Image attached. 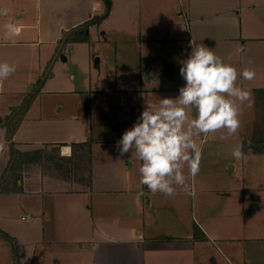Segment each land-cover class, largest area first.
<instances>
[{
	"label": "crops",
	"instance_id": "crops-1",
	"mask_svg": "<svg viewBox=\"0 0 264 264\" xmlns=\"http://www.w3.org/2000/svg\"><path fill=\"white\" fill-rule=\"evenodd\" d=\"M100 1L37 0V6L40 4L37 13L41 16L31 25L9 21L11 16L19 19L26 12L24 0H0V10L7 9V15H0V62L11 59V53L20 47L36 46L40 40L57 44L62 36L69 38L83 23L105 12L103 0V13H93ZM166 1L111 0L107 17L119 5L123 15L136 18L142 3L154 14ZM178 3L183 22L178 23L174 33L179 46L189 53L192 44L209 47L238 72L245 68L254 71L251 80L239 77L238 86L251 93L264 90V0H178ZM43 9L51 14L49 24L43 20ZM8 24L13 26L11 34L5 27ZM25 28L36 29V40L22 36ZM170 35L171 31L167 38ZM30 51L27 55L41 56ZM2 88L0 81V94ZM24 99L15 106H7L4 120H0L4 129V155H0V230L14 241L13 245L0 237V256L8 258L3 248L6 243L12 254L16 252L14 264H50L51 256L53 264H264V152H255L251 144L244 148L250 138L236 139L233 134L230 140H214L243 145L242 160L251 157L259 172L254 169L251 172L249 163L242 161L239 179L209 173L214 170L200 177L189 176L187 187H177L169 203L153 204L150 198L148 211L138 203L144 202L141 195L139 201L126 197L140 191L135 182L133 186L124 183L128 189L103 187L102 182L97 188L93 164L91 180L76 188L65 180L55 181L52 173H44L39 167L29 168L28 163L16 165L9 171L10 176L1 181L11 159V144L23 153H30L54 147V143H66L61 154L71 156L72 142H89L92 151L94 142L85 138L78 141L73 136L75 128L87 132L84 118L62 116L47 107L39 113L34 105L35 96L27 109L19 111ZM8 129L13 135L7 140ZM226 161L231 162V157ZM236 168L234 164L232 170ZM158 205L162 211L166 206L170 210L167 214L159 213ZM22 211L27 218L20 216ZM184 225L185 230L181 229ZM25 256L27 262L23 260ZM61 258L63 262L59 261Z\"/></svg>",
	"mask_w": 264,
	"mask_h": 264
},
{
	"label": "rangeland",
	"instance_id": "rangeland-1",
	"mask_svg": "<svg viewBox=\"0 0 264 264\" xmlns=\"http://www.w3.org/2000/svg\"><path fill=\"white\" fill-rule=\"evenodd\" d=\"M24 1L26 12L19 19L11 16L9 21L18 20L17 22L33 25L41 16L37 13L40 4L37 6V0ZM103 5L101 0L93 13L101 15L104 11ZM144 5L142 3L139 7L141 13L139 12L136 18L123 15L124 10L117 5L110 17L91 23L88 29L78 30L69 35V38L62 36L57 44L40 40L41 44L23 46L19 51L11 53V59L6 62L14 65L16 71L8 80H0L3 84L0 94V120H4L3 112L7 106H15L29 95L32 98L36 97L34 105L39 113L41 108L47 107L53 108V113L62 116L84 118L87 132L84 134L75 128L73 136L78 141L85 138L94 142L91 166L94 165L96 187L98 188V185H101L99 182H102L103 187L111 186L119 190L127 188L124 183H132L133 186L135 182L140 191L137 195L129 193L126 197H133L139 201L141 195L144 202L138 203L140 207L148 210L147 201L150 198L153 204L159 202L166 204L175 195L152 193L146 186H141L139 162L129 164L127 156L120 157L116 142L123 132L135 123L146 101L154 103L159 98H175L179 95V88L185 83L179 69L182 61L188 58L189 52L182 49L175 39L174 30L179 22H183L179 16L178 0H167L160 11L157 10L154 14L147 11ZM43 13L44 22L49 24L51 14L45 9ZM169 31L171 35L167 38ZM22 36L36 40V29L25 28ZM29 48L41 56L27 55L31 52ZM4 90L6 92H3ZM189 112L190 117L195 118V109ZM263 112L264 93H251L250 99L240 105V127L235 133V138L259 139L260 128L264 126ZM1 127L0 125V145H4L2 143L4 129ZM232 136L227 134L226 129H221L207 136L194 137L202 148V160L197 177L214 170L209 173L239 179L242 161L249 163L251 172L252 169L259 172L255 161L251 162V157L249 160H246L248 158L242 160L232 156L229 149H233L236 144L229 143L232 145L230 146L228 142L218 143L214 140H230L229 137ZM57 148L62 155V147ZM57 148L53 147L52 157H48L49 159L41 158L27 162L30 164L28 167H39L44 173H52L55 181L65 180L69 185L74 184L75 188L79 187L77 185L87 184L88 165L76 157L74 169L69 168L71 165H66V161L55 158ZM41 150L43 148L30 153L36 155L35 153ZM2 154L4 155L3 148L0 149V155ZM37 157L39 156L33 158ZM227 157H231L232 161H226ZM234 164H237L236 171L232 170ZM160 208L162 207L159 206V213L162 214H167L166 211L170 210L167 206L165 211ZM21 215L27 218L25 211H22ZM185 228V225L181 226V229ZM5 244L3 248L8 258L0 256V264H14V260L17 261L16 257L14 259L16 252L12 254L9 246ZM50 258L49 263L53 264V257ZM23 260L27 262V256Z\"/></svg>",
	"mask_w": 264,
	"mask_h": 264
},
{
	"label": "clouds",
	"instance_id": "clouds-1",
	"mask_svg": "<svg viewBox=\"0 0 264 264\" xmlns=\"http://www.w3.org/2000/svg\"><path fill=\"white\" fill-rule=\"evenodd\" d=\"M0 15H7V9L0 10ZM5 27L9 34L13 32L11 24ZM15 71L14 65L0 63V80ZM179 72L185 81L179 95L146 101L135 123L116 142L120 157L127 156L129 164L139 162L140 185L165 196L175 195L177 187L186 188L188 177L200 171L202 148L194 137L221 129L228 135L237 132L240 105L251 97V91L238 86L237 80H251L255 75L248 68L238 72L209 47L193 44ZM191 109H195V118L190 117ZM231 154L242 158L243 145L235 146Z\"/></svg>",
	"mask_w": 264,
	"mask_h": 264
},
{
	"label": "trees",
	"instance_id": "trees-1",
	"mask_svg": "<svg viewBox=\"0 0 264 264\" xmlns=\"http://www.w3.org/2000/svg\"><path fill=\"white\" fill-rule=\"evenodd\" d=\"M105 5H106L105 12L101 16L93 17L92 19L83 23V25L79 26L80 30L84 31L85 29L88 28V26L91 23H94L99 19L107 17L110 13V10H111V5H112L111 0H105ZM74 39L78 40V38H74ZM260 93H264V90H262ZM33 99H34V97L32 98L30 95L28 97L26 96L24 101L22 102V104L20 106L21 108L19 109V111L21 109H23V110L27 109L31 105ZM263 114H264V112H263ZM262 119H264V115H263ZM262 124H264V121ZM6 135H7L6 136L7 140L11 139L12 135H13V131L8 129ZM65 144L66 143H54V145H55L54 147H55V149L57 147L60 148ZM248 144H251L250 146L253 147L255 152H264V126H262L260 128L259 139L255 138V139H250L248 142L246 141L244 148ZM71 147L73 150V153L71 156L60 155V153L58 152V148H57V156H55V158H57L58 160L66 161V165H68V166L71 165L69 168H71V167L73 168V166L75 165V162H76V157H78L82 161V163L85 162L88 165V177H89V180H91V163H92V160H91L92 157H91V151H90L91 144L89 142H77V143L72 142ZM45 148L46 149H43L41 151H37L35 153L36 155H33L32 153H23V152L19 151L18 149H16L14 147L13 144H11V146H10L11 159L8 162V166L6 169L7 171H5V173L3 174L1 181H4L5 179H7L10 176L9 171L10 170L12 171V168H14L16 165H23L27 162L34 161L36 159H41V158L46 160V159H49L48 157H52L53 152H51V151L53 150V146H47ZM46 154H47V156H46ZM37 155L39 157L33 158V157H36ZM77 163H80V162H77ZM75 168H76V166H75ZM1 183L2 182H0V185H1ZM198 231H199V228L196 227L195 234H198ZM0 237L14 245L13 237H11L7 232L0 230Z\"/></svg>",
	"mask_w": 264,
	"mask_h": 264
},
{
	"label": "water",
	"instance_id": "water-1",
	"mask_svg": "<svg viewBox=\"0 0 264 264\" xmlns=\"http://www.w3.org/2000/svg\"><path fill=\"white\" fill-rule=\"evenodd\" d=\"M147 75H148V73H147ZM148 78V77H147Z\"/></svg>",
	"mask_w": 264,
	"mask_h": 264
}]
</instances>
